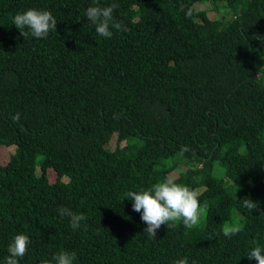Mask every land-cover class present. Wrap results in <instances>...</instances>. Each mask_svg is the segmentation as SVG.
Segmentation results:
<instances>
[{
	"label": "trees",
	"instance_id": "obj_1",
	"mask_svg": "<svg viewBox=\"0 0 264 264\" xmlns=\"http://www.w3.org/2000/svg\"><path fill=\"white\" fill-rule=\"evenodd\" d=\"M112 3L128 30L105 38L85 12ZM207 3L227 15L196 10ZM29 9L50 11L56 31L21 35L13 18ZM261 68L264 0H0V145L16 146L0 164V264L17 234L31 241L19 264H55L61 251L74 264H257ZM168 177L202 189L208 210L198 227L178 221L151 238L125 193ZM248 197L258 210L238 201ZM61 207L87 219L73 230ZM225 224L241 231L226 237Z\"/></svg>",
	"mask_w": 264,
	"mask_h": 264
},
{
	"label": "clouds",
	"instance_id": "obj_2",
	"mask_svg": "<svg viewBox=\"0 0 264 264\" xmlns=\"http://www.w3.org/2000/svg\"><path fill=\"white\" fill-rule=\"evenodd\" d=\"M118 7L117 3H112L109 6L101 7L95 4L87 8L85 12L87 20L95 25L98 35L111 38L113 35L111 29L118 31L128 30L122 23L114 20L113 13ZM13 24L19 31L27 28L33 37L46 39L50 31H56L58 23L53 14L48 10L29 9L25 12L17 13L13 18ZM20 33L24 37L28 34L23 31H20ZM262 70L264 68H261L260 72ZM187 151V147L181 148V155ZM193 179L195 181L198 178L194 177ZM125 195L128 197V200L133 201V211L142 213L141 220L147 225L144 230L145 235L151 238L157 236V230L162 225H168L171 228L178 221H182L184 227L187 229L198 227L202 217L208 210L206 203L201 205L198 190H194L187 185L178 184L171 177L165 178L163 181L157 182L139 192L128 191ZM238 201L249 211L259 209L258 203L253 202L250 197ZM58 212L61 216L70 218V226L73 230L79 229L81 221L87 219L83 213H75L67 207H61L58 209ZM240 231L241 228L238 225L225 224L223 228V234L229 238ZM30 243L28 235H15L8 247L10 255L6 259V264H19V258H23L26 255ZM253 244L255 246L252 248L248 259H254L257 261V264H264V247L260 246L256 241H253ZM53 260L55 264H74L76 253L61 251L53 257ZM174 264H188V258L178 259ZM193 264H196V262L193 261Z\"/></svg>",
	"mask_w": 264,
	"mask_h": 264
},
{
	"label": "rangeland",
	"instance_id": "obj_3",
	"mask_svg": "<svg viewBox=\"0 0 264 264\" xmlns=\"http://www.w3.org/2000/svg\"><path fill=\"white\" fill-rule=\"evenodd\" d=\"M196 10L197 11H202V10L207 11V15H208L209 19H211V20H215V19H217L219 17L227 15L226 11H223V10L216 11V10H214L209 3H207V4H197L196 5ZM116 145H117V135H114L111 138V140H110V142L108 144V148L113 150V149L116 148ZM15 150H16V146H14V145L13 146H9V147L8 146H4V145H0V164L1 165L7 164L9 162L12 154L15 152ZM40 170H41L40 164L38 163V166L36 168V174L38 176L40 175ZM47 173H48V178H49L50 182L54 183V182L57 181L58 175H57V173L54 170L49 169L47 171ZM174 176H177V175H174ZM63 180L67 181L68 178L64 177ZM198 191H199V193H201L202 189H200ZM205 215L203 217H205ZM228 225H231V224H228Z\"/></svg>",
	"mask_w": 264,
	"mask_h": 264
}]
</instances>
